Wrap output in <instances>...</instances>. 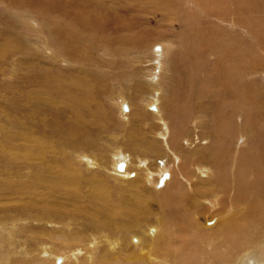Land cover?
<instances>
[{"label": "rangeland", "instance_id": "374dc122", "mask_svg": "<svg viewBox=\"0 0 264 264\" xmlns=\"http://www.w3.org/2000/svg\"><path fill=\"white\" fill-rule=\"evenodd\" d=\"M163 41L172 43L173 49L165 57L168 62L160 68V61H155L156 58L152 57L151 48ZM72 43L81 50L82 55L79 59L76 57L77 61L70 58L67 52ZM56 55H61L62 58ZM237 60L238 63H247L240 72L233 71L231 66ZM38 67V76L32 75L30 79L24 78L20 82L17 80L16 73L22 76L33 74ZM44 75H48V79ZM150 77L154 79L149 80ZM158 82L161 83V90L156 87ZM23 86L30 93L45 91L46 88H51L54 92L60 91L57 98L64 101L69 95L80 94L79 100L85 99L87 104L82 101L76 110L90 108L91 112L86 120L94 129L95 135L83 139L85 145L81 141L76 146L70 145L68 141L52 138L59 151L46 152L47 160L52 162L50 168L38 160L24 159L20 152V155H16L12 146L10 149L13 151L8 153L9 160L0 152V219L4 220L2 224L7 228H16L14 233L17 238L9 242L0 234V264L4 257L10 260L12 257L16 264H21V260L26 258L31 263L38 261V264H57L55 259L59 255L68 257L60 264H86L89 257L92 259L88 263L98 264L104 250L111 251L105 252L107 258L119 255L124 257L136 250L139 257L145 255V258L150 256L152 259L160 251L168 254V258L160 259L162 264H235L231 261L247 252L257 257L255 250L264 259V207L254 201L255 193L254 199L248 198L253 193L245 185H241L239 174L244 173L245 178L254 179L250 182L252 185L264 182V164L251 160L255 153L253 132L245 127L250 125L247 119L250 115L254 120L257 117L264 121V0H0V140L6 136H14L16 131L43 138L44 132L51 128H45L42 121H37L38 118L34 119L32 125H28L31 119L25 113L29 110L31 114L35 110L46 111L50 113L47 116H52L55 111L50 108V103L45 109H41L36 99L32 100L30 108V103L26 102L18 89ZM206 89L210 92H206ZM241 89L248 93L249 103L246 95L245 98L233 97L232 94L241 92ZM42 94L44 103L50 101L48 95ZM223 94L228 102L227 110L222 106L225 100ZM160 95L162 100L157 104L155 98L159 99ZM232 98L234 101L230 100ZM197 101L204 110L215 107L212 110L215 118L204 110L193 109L190 115L187 114L188 105L182 103ZM124 105H127V111H124ZM54 107L60 111L63 108L69 109L63 101H58V104L52 106ZM172 107L176 110L171 111ZM155 108L166 114L168 120L164 121L163 116L160 117L161 113L155 116ZM12 110L15 115L10 113L12 116H9L8 112ZM235 110H240L243 115ZM134 111L137 114L132 122L129 120ZM101 112H105L106 117ZM50 119L57 121L52 117ZM165 125L170 127V134L173 136L169 142L171 153L163 144V147L156 144L157 152H148V168L160 178L169 173L167 165L173 162L172 153L182 155V161H174L175 170H171L168 182L164 184L160 181L157 189L156 183L145 182L144 170L134 179H143L142 186L146 184L144 189L146 188L152 198L150 203L147 202L148 212L142 219L143 227L137 233L116 231L110 233V237H105V231L102 234L101 230L85 229L86 221L78 209H85L83 204L86 198L92 196L94 182L103 185L104 180L110 186L104 187L105 192L115 194L136 187L135 184L129 185L128 179L134 177L131 168L137 161L140 164V158H132V162L126 167L123 162L118 165L124 166V170L127 169V176L122 172L115 174L105 168L110 167L113 151L123 144L127 146L125 151L134 156L139 155L129 148L130 143L135 140L131 137L134 132L139 133L137 148L145 153L147 150L142 146L153 144L139 140L143 130L162 128L163 133ZM186 139L191 141L186 142ZM17 142L23 143V136ZM90 143V147L85 148ZM21 146L18 144L15 152L20 151ZM217 150H221L220 154ZM79 152L97 160L100 166L87 167L86 161H81L78 157ZM188 152L193 153L195 158L189 157ZM53 156H56V160ZM125 156L130 158L128 154ZM65 159L80 172L79 195L70 186L68 190H51L48 186L28 184L31 182L30 174L38 167L42 170L45 181H48L49 176L57 177V162ZM189 162L194 163L193 168ZM242 167L244 171L240 170ZM161 168L166 170L163 169L160 173ZM198 169H204V174H211L213 178L195 173ZM96 172L100 174L99 177H96ZM167 177L168 175L165 178ZM190 178L192 184L188 182ZM48 182L52 185L54 180ZM209 182L214 185L211 186ZM176 184H180L182 189ZM173 185L176 187L173 188ZM69 192L76 196L75 200ZM57 195L59 203L64 206L59 211L52 209ZM163 197L166 198L167 205L172 204L175 198L174 202L183 200L182 203L176 202L180 204L179 209L181 204L184 206L182 219L180 216L175 217V214L166 213ZM211 204L213 209L210 208ZM52 211L53 219L49 221L46 214ZM28 212L36 213V220L33 216L26 220L17 218L20 213L27 217ZM205 214L214 216L216 220L206 219ZM160 222L163 237L155 241L148 236L149 240L144 239L134 246L136 241L133 242V237L144 235L145 230ZM204 222L211 226H205ZM196 225L201 227L197 228ZM24 226L26 229L19 234L18 230ZM78 231L82 232L79 238L82 242H78L75 247L70 239L73 235H80ZM122 235L125 237L123 241L128 243V251L120 244L116 245L115 250L111 247V242ZM95 238L98 243L94 252L90 249L93 242H96ZM11 244H14L13 248ZM41 246H47L48 254L45 255ZM74 248L81 251L76 253L77 259L70 257L75 252ZM215 248H221L218 255L215 254ZM1 249L6 251L5 254H2ZM148 254L151 255L147 256ZM155 262L153 260L149 264Z\"/></svg>", "mask_w": 264, "mask_h": 264}, {"label": "bare ground", "instance_id": "6f19581e", "mask_svg": "<svg viewBox=\"0 0 264 264\" xmlns=\"http://www.w3.org/2000/svg\"><path fill=\"white\" fill-rule=\"evenodd\" d=\"M234 23V22H233ZM81 24V23H80ZM77 28V27H76ZM171 41V40H170ZM75 43V41H74ZM153 46V45H152ZM232 46V45H231ZM70 49H68V54H69V57L70 58H73L75 61H77L76 57H78L79 59V56L82 55L81 54V50L79 51L74 45L73 43L70 44ZM66 48V46H65ZM231 48V47H230ZM150 49V48H149ZM173 49V45L172 43H169L168 41H163V42H159L158 44L154 45L152 48H151V55L153 58H156L155 61H160V68L161 67H164L165 63H167L168 61H165V57H167L169 55V53L171 52V50ZM148 51V50H147ZM50 54H51V51H49ZM128 54V53H126ZM133 54V53H132ZM140 54V53H139ZM134 55V54H133ZM138 55V54H137ZM216 55V54H215ZM217 56V55H216ZM56 57H59V58H62L61 55H56ZM235 57V56H234ZM125 58V57H123ZM132 58V57H131ZM148 58V57H147ZM146 58V59H147ZM216 60V58H215ZM232 60H230L231 62ZM236 62V61H235ZM139 63H141L139 61ZM233 63V62H232ZM22 64V63H21ZM142 64V63H141ZM159 64V63H158ZM245 64L247 63H244L242 61H239L238 63V60L236 63H234L232 66V69L233 71H239L242 70L244 67H245ZM219 65V64H218ZM217 66V65H216ZM229 67V66H228ZM222 69V68H221ZM214 70V69H213ZM229 70V69H228ZM109 71V70H108ZM185 71V70H184ZM196 71V70H195ZM31 72V71H30ZM40 72V67H38L37 71L33 74H24L25 76H22L18 73H16V78L17 80L20 82V80H23L24 78L25 79H30L32 75H36L38 76V73ZM218 72V71H217ZM212 73V72H210ZM227 73V72H226ZM237 73V72H236ZM197 74V73H196ZM199 74V72H198ZM218 74V73H217ZM49 75V74H48ZM48 75H44L45 77H47L48 79ZM173 75V74H172ZM235 75V74H234ZM242 75V74H241ZM80 78V77H79ZM151 78L154 79V77H150L149 80H152ZM162 78V77H159V79ZM179 78V77H178ZM196 78V77H195ZM218 78V77H217ZM197 79V78H196ZM226 79V78H225ZM228 79V78H227ZM156 80V79H155ZM222 80V79H221ZM230 80V79H229ZM240 80V79H239ZM49 82V80H48ZM81 82V81H80ZM235 82V81H234ZM247 83V82H246ZM50 84V82H49ZM153 84V83H152ZM254 84V83H253ZM12 85V84H11ZM156 86V85H155ZM161 83L158 82L157 83V86L156 87H159L160 90H161ZM20 89L21 93L24 95V99L26 100L27 103H30V108H31V102L33 99H36L38 101V104L41 106V109H45L49 103H50V108L53 109L55 111V113L52 115V116H47L48 112L46 111H40V110H35L32 114L30 113V110L27 112V114L25 112V115H27V118L28 119H31L30 123L28 125H32V122L34 121L35 118H38L37 121H42L43 122V125L46 127L49 128V126L51 127L49 130H46L44 132V137L43 138H40V137H37V136H34L33 134H30V133H20L18 131H16V135L13 134L14 136H6L5 139L3 140H0V152L2 155H5L4 158L6 157V159L9 160V154L12 150V148L10 149V147L12 146L13 148L17 149V145H22L21 146V150L18 151V152H15L16 150L13 149L12 151L14 153H17L19 154H22V156L25 158H28V159H32V160H38L40 161L43 165L47 166L48 168H50V165L52 164L51 161L47 160L45 154L48 150H52V151H59V147L57 145H55V142L52 140V138H56L57 141H68V143L70 145H74L76 146L77 144L76 143H79L81 142L83 139H86V138H90V135L93 136V134L95 135V131L94 129H92L90 126V124L88 123V120H86V117L87 115L91 112L90 111V108H86V109H81V110H76V107L79 103H81L82 101H85L82 100L80 101L79 98H80V94H75L74 96H70L67 97V99L64 101V99H61L59 98L60 100H58L57 98V95L58 93L60 92H54L51 88H46L45 91H38V92H34V93H30L28 91H26V89H24V86L19 88ZM17 89V90H18ZM178 89V88H177ZM180 89V88H179ZM73 90V89H72ZM230 90V89H229ZM172 91V90H171ZM183 91V90H182ZM201 91V90H200ZM206 92H210L208 91L207 89L205 90ZM232 91V90H230ZM7 92V91H6ZM10 92V91H9ZM235 92V91H234ZM42 93L48 95L50 97V101H47V103H44V101H42V98L41 96L43 95ZM177 93V92H176ZM199 93V92H198ZM208 93H204V95L206 96H210ZM8 94V93H7ZM60 94H63V93H60ZM157 94V93H156ZM202 94V95H203ZM247 94L248 93H245L244 90L241 89V92H238L237 94H232L233 97H244L246 95V100L247 102L249 103V98L247 97ZM66 95V94H64ZM199 95V94H198ZM213 94H211L212 96ZM14 96V95H13ZM63 96V95H62ZM173 96V95H171ZM186 96V95H185ZM192 96V95H191ZM251 96V95H249ZM59 97V96H58ZM153 97V96H152ZM179 97V96H178ZM202 97V96H201ZM252 97V96H251ZM181 98V97H180ZM223 98L225 99L222 106L223 107H226L225 110H227L229 108L228 106V102L223 94ZM245 98V97H244ZM154 100V98H152ZM171 99V97H170ZM199 99V98H198ZM218 99V98H216ZM253 99V98H252ZM150 100V99H149ZM162 100V97L161 95L159 96V99L155 98V101L156 103L158 104L160 101ZM182 100V99H181ZM184 100V99H183ZM195 100V99H194ZM232 101H234V99H230ZM8 101V100H7ZM19 101V100H18ZM58 101H63V102H66V105L69 106L68 110L67 108H63L61 111L57 108H52L53 105H56L58 104ZM144 101V100H143ZM173 101V100H172ZM185 101V100H184ZM14 102V101H12ZM192 102V101H191ZM257 102V101H256ZM17 103V102H16ZM15 103V104H16ZM21 103V102H20ZM173 103V102H172ZM177 103V102H176ZM182 103V102H181ZM259 103V106H262V103L261 102H258ZM65 104V103H64ZM87 104V103H86ZM154 104V103H153ZM201 103H199L198 101L195 102V103H189V104H186V103H182V105H188V108H189V112L187 114H191L192 110L193 109H196V110H204L202 104L200 105ZM254 104V103H253ZM19 105V104H18ZM122 105V104H121ZM165 105V104H164ZM177 105V104H176ZM176 105H174L176 107ZM179 105V104H178ZM129 106V105H128ZM144 106V105H143ZM234 106V105H233ZM15 107V106H14ZM28 107V106H27ZM34 107V106H33ZM166 107V105L164 106ZM172 107V110L171 111H175L176 108ZM179 107V106H178ZM21 108V107H20ZM130 108V106H129ZM145 109V106L143 107ZM153 108V107H152ZM167 108V107H166ZM186 108V107H185ZM4 109V108H3ZM2 109V110H3ZM10 109V108H9ZM8 109V110H9ZM12 109V108H11ZM17 109V108H15ZM14 109V110H15ZM123 109L124 111H127L128 110V107L127 105H124L123 106ZM182 109V108H181ZM216 108L215 107H212V110H215ZM1 110V111H2ZM146 110V109H145ZM211 109H205L204 111L208 114H210V116H212L213 118H215V113L212 111ZM4 111V110H3ZM155 111V116H158L160 113L163 116V119L164 121L168 120L166 119L165 115L160 111L159 108H155L154 109ZM168 111V109H167ZM170 111V112H171ZM186 111V110H185ZM235 111H238L240 112V110H235ZM5 112V111H4ZM19 112V111H18ZM21 112V111H20ZM141 114H143V111L140 110ZM148 112V111H146ZM169 112V113H170ZM244 112V111H243ZM9 114L10 113H13V110L12 112H8ZM167 113V112H166ZM168 113V114H169ZM234 113V112H233ZM241 113V112H240ZM14 114V113H13ZM102 116L103 117H106L105 116V112H101ZM137 113L134 111L132 113V116L130 118L129 121H132L134 122V116L136 115ZM196 114V113H195ZM237 114V113H236ZM242 114V113H241ZM15 115V114H14ZM18 114H16L15 117H17ZM98 115V114H97ZM170 115V114H169ZM238 115V114H237ZM243 115V114H242ZM4 116V114H3ZM9 116H12L11 114ZM8 116V118H9ZM99 116V115H98ZM172 115H170L171 117ZM239 116V115H238ZM257 116V115H256ZM7 117V116H6ZM14 117V116H13ZM19 117V116H18ZM50 117L52 118H55L57 121L55 120H51ZM101 117V115H100ZM237 117V116H236ZM242 117V116H241ZM244 117V116H243ZM20 118V117H19ZM162 118V117H161ZM239 118V117H238ZM237 118V119H238ZM160 119V118H159ZM158 119V120H159ZM227 119V118H225ZM235 119V118H234ZM247 119L250 121V125L248 126H245V127H248L252 132H253V135H254V138H255V142H254V151L255 153L253 154V156H251V160L252 161H258V162H262L264 164V121L262 122L263 119L259 120V118L255 117V120L252 118V116H248ZM10 120V119H9ZM16 119H14V122H15ZM189 120V119H188ZM18 121V120H17ZM128 121V122H129ZM196 121H200V120H196ZM213 121V120H212ZM211 121V122H212ZM224 121V120H223ZM8 122V121H7ZM162 122V121H161ZM231 122V121H230ZM16 123V122H15ZM26 123V122H25ZM164 123V122H163ZM162 123V124H163ZM14 124V123H13ZM18 124V122H17ZM154 124V123H153ZM235 124V123H234ZM8 125H11V123H9ZM164 125V124H163ZM173 125V124H172ZM215 125V124H214ZM231 125V124H230ZM14 126V125H13ZM154 126V125H153ZM174 126V125H173ZM178 126V125H177ZM9 127V126H8ZM12 127V125H11ZM163 127V126H162ZM165 127V131L162 133L161 129L160 130H154V128L150 129V130H143L144 133H141L142 135L139 136V140L143 141V142H149V143H152L153 145H149L147 144V147L146 146H142L144 149L147 150V152L145 153H142L138 148H137V144H138V138H137V133H134L131 135V137L135 140H133L132 143H130V146L129 148L131 147L132 149H134L136 152L139 153V155H132L130 154L128 151H125L127 146L126 145H123L120 147L118 146L115 151H113L114 153L112 154L113 155V159L110 163V167L107 168L104 166L102 167H105L107 170L110 169L112 171L115 172V174H121L120 172H122L124 175H126V170H124V166H118L120 163H124L125 167L126 165H128V163L131 161L132 162V158H136V156H138V158H140V164L138 165V161L135 162L134 165H132V168H131V174H133V178L131 180L128 179V183L129 185L130 184H135L136 187H131L129 189H125V191H122V192H119L118 194H115V193H112V192H105V188H110V186H108L106 184V182L104 180H102V178H100L103 182V185L101 184H98L97 182H94L93 184V193H92V196L89 197V198H86L85 199V203L83 204L84 205V208L85 209H81L79 208L78 209V212L80 213V215L83 217V219H85L86 223L84 224V227L85 229L87 230H101V233L103 234V232L105 231V237H110V233H113V232H118V233H122L123 231H128L127 234L129 233H133V232H136L141 229L143 227V221L142 219H144V216L147 214L148 210H147V202L150 203V200H152V198L150 197L151 195L148 194V191L146 190V188L144 189L142 185H144V181L143 179L140 177V179H136L134 180L136 177H138L137 175L139 174H142V173H139L140 171L144 170L146 171V174L143 176L144 179H145V182L147 183L148 181L151 183V184H154L156 183V189L159 188V182L163 181L164 184L168 182V179L170 178V174H172L171 170L174 171V161L179 159L180 161H182V155L180 154H176V153H172L171 154V160L173 161L171 164L167 165V168L169 169L168 172L169 173H165L164 177L161 176L159 178V176H155V172L153 173L152 169L148 168V160L147 158H149V155H148V152H157V146L156 144H159L162 146V144L164 145V148H168L169 151L170 149H172V147L169 145V142L172 141L173 139V136L170 134V127L168 126H164ZM163 127V129H164ZM181 127V126H180ZM178 128V127H177ZM193 128V127H192ZM223 128V127H222ZM225 129V128H223ZM231 129V128H230ZM131 130V129H130ZM129 130V132H130ZM181 130V128H180ZM184 130V129H183ZM210 130V129H209ZM233 130V129H232ZM196 131V130H195ZM219 131V129H218ZM227 131V130H226ZM213 132V131H212ZM225 132V131H224ZM211 133V131H210ZM9 134V132H8ZM144 134V135H143ZM145 134H148L147 136L151 137H147L145 136ZM178 134V133H177ZM216 134V133H215ZM220 134V133H219ZM227 134V133H226ZM252 135V136H253ZM20 136H23V139H24V142L23 143H20V142H17L19 141V138ZM130 136V135H129ZM180 136V135H179ZM209 136V135H208ZM242 136V135H241ZM4 137V136H3ZM228 137V136H227ZM237 137V136H236ZM131 138V139H132ZM160 138V139H159ZM176 138V137H174ZM205 138V137H204ZM208 138V137H207ZM230 138V137H229ZM239 138V137H237ZM242 138V137H241ZM159 139V140H158ZM190 139V138H189ZM189 139H186V142H189L191 140ZM210 139V138H209ZM231 139V138H230ZM178 140V138H177ZM193 140V139H192ZM202 140V139H201ZM204 140V139H203ZM235 140V139H234ZM91 141V140H90ZM89 141V142H90ZM182 141V140H181ZM157 142V143H156ZM212 142V141H211ZM215 142V141H214ZM227 142V141H226ZM82 143L85 145V142L82 141ZM241 143V142H239ZM253 143V142H252ZM181 144V142H180ZM186 144V143H185ZM208 144V143H207ZM230 144V143H229ZM91 145L88 144L85 148H89ZM156 147H155V146ZM183 145V144H182ZM205 145V144H204ZM215 145V144H214ZM236 145H237V142H236ZM94 146V145H93ZM154 146V148H153ZM232 146V145H230ZM239 146V145H238ZM241 146V145H240ZM140 147V146H139ZM163 147V146H162ZM183 147V146H182ZM214 147V146H213ZM212 147V148H213ZM220 147V146H218ZM217 147V148H218ZM233 147V146H232ZM7 148V149H6ZM229 148V146H228ZM76 149V147H75ZM223 149V148H222ZM239 150V149H238ZM237 150V151H238ZM144 151V150H143ZM216 151V150H215ZM221 151V150H220ZM220 151L217 150V152L220 154ZM224 151V149H223ZM226 151V150H225ZM234 151V150H233ZM232 151V152H233ZM236 151V152H237ZM252 151V150H251ZM253 151V152H254ZM12 152V154H14ZM228 152H230L228 150ZM240 152V151H239ZM238 152V153H239ZM76 153V152H75ZM171 153V151H170ZM250 153V152H249ZM19 154V155H20ZM79 158L81 161H86V164H87V167H91V168H95L93 166H100L97 164V160L93 159L92 157H89L88 155L84 154V153H81L79 152ZM126 154H128V156H130V158L127 159V157L125 156ZM156 154V153H155ZM189 154V157H191L192 159L195 158L194 154L191 153V152H188ZM216 154V153H215ZM11 155V154H10ZM15 155V154H14ZM56 155V154H55ZM62 155V154H61ZM141 155H143V157L141 158ZM206 155V154H205ZM209 155V154H208ZM212 155V154H211ZM225 155V154H224ZM235 155V154H234ZM237 155V154H236ZM235 155V156H236ZM63 156V155H62ZM222 156H223V153H222ZM226 156V155H225ZM244 156H247L244 154ZM56 160V156H53ZM215 157V156H214ZM217 157V156H216ZM243 157V156H242ZM13 158V156L11 157ZM34 158V159H33ZM78 158V159H79ZM109 158V157H108ZM111 158V157H110ZM212 158V157H211ZM23 159V158H21ZM20 159V160H21ZM137 159V158H136ZM14 160V159H13ZM217 160V159H216ZM241 160V159H240ZM221 161V160H220ZM236 161V160H235ZM246 161V160H245ZM18 162V161H16ZM57 162V161H56ZM14 163V162H13ZM58 163V173L59 175L57 177H52V176H49V179H47L48 181H51V180H54L53 184L51 185L50 182L48 181H45L46 179H43V173L41 172L42 170L36 168L31 174H30V180L31 182H29L28 184L32 183L34 185H43V186H48L51 190H58V189H61V188H67L68 190V186L71 187V190L79 195L80 194V190H79V182H80V172L79 170L74 166V164H72L71 162H69L68 160H64V161H60V162H57ZM190 163V166L193 168L194 167V163ZM33 164V163H32ZM198 164V163H196ZM178 166V164H177ZM181 166V165H180ZM197 166V165H196ZM220 166V165H219ZM12 167V166H11ZM118 167V168H116ZM176 167V166H175ZM199 167V165H198ZM251 167V166H250ZM262 167V166H261ZM128 168V167H127ZM44 169L46 170V168L44 167ZM121 169V170H120ZM165 169V168H163ZM163 169H159V172L162 173L163 172ZM181 169V167H180ZM184 169V168H183ZM200 169V168H199ZM198 171H195L200 173L203 177H207V176H210L211 177V174L208 175V174H204V169L202 170H199ZM234 169V168H233ZM166 170V169H165ZM185 170V169H184ZM187 170V169H186ZM192 170V169H191ZM190 170V171H191ZM240 170L244 171V168L242 167ZM157 171V170H156ZM178 171V170H176ZM182 171V170H181ZM188 171V170H187ZM221 171V170H219ZM143 172V171H142ZM179 172V171H178ZM185 172V171H184ZM264 172V171H263ZM97 173V172H96ZM175 173V172H174ZM189 173V172H188ZM222 173V172H221ZM99 173H97L96 177H99L98 176ZM182 174H185V173H182ZM190 174V173H189ZM240 182H241V185H245V187L250 191L252 192L253 194L251 196H249L248 198L252 197L254 199V193H255V199L254 201H256V203L260 206H263L264 207V182L262 184H257V183H254L253 185L250 183L251 181H254V179H247L245 178V174L244 173H240ZM248 174V173H247ZM123 175V176H124ZM168 175L167 178H165L166 176ZM186 175V174H185ZM215 175V174H213ZM29 176V175H28ZM116 176V175H115ZM127 176V175H126ZM131 176V175H130ZM190 177V175H188ZM227 176V175H226ZM247 176V175H246ZM184 178H187V175L186 177L183 176ZM230 177V175H229ZM128 178V177H127ZM179 178V177H178ZM209 178V177H208ZM213 178V177H211ZM226 178V177H225ZM228 178V177H227ZM196 179V177H195ZM187 181V179H185ZM226 180V179H225ZM229 180V179H228ZM192 181V178L189 179V183H191ZM194 181V180H193ZM219 181V179H218ZM148 182V183H149ZM206 182V181H205ZM175 183V182H174ZM210 183V182H209ZM2 185H4L2 182H1ZM192 184V183H191ZM207 184V183H206ZM158 185V186H157ZM211 186H213L214 184L210 183ZM1 186V185H0ZM9 186V185H7ZM178 188H180V190L182 189L181 185H177ZM175 185H173V188L176 187ZM183 186V184H182ZM105 187V188H104ZM189 187V186H188ZM216 187V186H215ZM4 188V187H3ZM7 188V187H5ZM193 188V187H192ZM192 188H189V189H192ZM208 188V187H207ZM210 189V188H209ZM251 189V190H250ZM199 190V189H198ZM100 191V192H99ZM193 191V190H192ZM238 191V190H237ZM172 192V191H170ZM210 192V190H209ZM4 193V192H3ZM10 193V192H9ZM217 193V192H216ZM228 193V192H227ZM241 193V192H240ZM12 194V192H11ZM69 194L72 196L71 198L75 200L76 196L73 195L72 193L69 192ZM172 196H173V193H170ZM206 194V193H204ZM14 195V194H13ZM169 195V194H168ZM237 195V194H236ZM136 196V198H135ZM167 196V195H166ZM15 197V196H14ZM158 197V195H157ZM190 197V196H189ZM170 198V197H169ZM174 198V197H173ZM172 198V199H173ZM216 198V197H215ZM217 199V198H216ZM247 199V198H246ZM162 200L164 201V210L167 211L166 213L169 214V215H172V214H175V217L176 216H180L181 219L183 218V215H184V206L181 204V209L180 208V204L176 203V202H179V201H176V198L173 199L172 201V204H168L167 205V201H166V198L163 197ZM178 200V199H177ZM219 200V199H218ZM217 200V201H218ZM227 200V199H225ZM186 201V200H185ZM183 200H181V202L179 203H182ZM210 202V201H209ZM223 202V201H222ZM225 202V201H224ZM231 202V201H230ZM176 203V204H175ZM214 203V202H213ZM229 203V202H228ZM231 204V203H229ZM210 205V204H209ZM208 205V206H209ZM253 205H254V202H253ZM212 204L210 206V208H212ZM61 207H64L63 205H61L59 203V196L57 195L53 201V205H52V209H56L57 211L60 210ZM159 208V207H158ZM213 209V208H212ZM55 210V211H56ZM223 210V209H222ZM200 212V211H199ZM62 213L64 214V210L62 211ZM53 211L50 212L49 214H46V216L49 218L48 220L49 221H52L53 219ZM29 216H33L34 219L36 220L35 216H36V213H31V212H28V215L27 217L24 216L23 213H20L19 214V219H29L28 217ZM147 216V215H146ZM206 216V214H205ZM189 217H191V213H189ZM7 218V217H6ZM15 218V217H14ZM191 219V218H190ZM206 219H214V216H206ZM11 220V219H9ZM192 221V219H191ZM199 221V220H198ZM4 222L3 219H0V234L4 235V239L5 241H9V242H13V238L17 239L15 234L14 233V230L16 228H13L11 229V227H8L10 229H8L6 226H4L2 223ZM12 222V221H11ZM194 223V221H192ZM254 222V221H253ZM22 223V221H21ZM200 223V222H199ZM252 223V222H251ZM11 224V223H10ZM204 225L205 226H211V225H207L206 222H204ZM197 228L201 227V225H196ZM251 227V226H250ZM26 227L24 226L23 229H20L18 230V233L20 234L21 232H23V230H25ZM252 229V228H251ZM163 227L161 225V222L157 225H155L154 227H149L148 230H145V234L144 235H140L138 234L137 237H133V242L136 241V245L140 244V242H142L144 239H148V236H150V238H154V240L156 241L158 238H161L163 237ZM256 230V229H255ZM7 231V232H6ZM103 231V232H102ZM226 231V230H225ZM230 231V230H229ZM79 232V231H78ZM232 232V231H231ZM79 234H76V235H73V238H71V244H73V246H77L76 244L79 242L81 243L82 240H80L79 238L82 236V232H79ZM233 233V232H232ZM231 234V233H230ZM20 238V237H19ZM44 238V237H43ZM124 236L122 235V237L118 236L117 237V240L115 241H112L111 242V247L114 248L115 250V247L117 244H120L122 246H124V248L128 251V243H126L124 240ZM14 239V240H15ZM79 239V241L77 240ZM37 240H39V238H37ZM94 240V239H93ZM119 240L121 242H119ZM96 241V238L95 240ZM230 241V240H229ZM146 242V240H145ZM3 243V241H2ZM98 243V241H96L95 243L93 242V244L91 245L92 248L90 249L91 251L95 249V246L96 244ZM4 244V243H3ZM9 244V243H8ZM223 244V242H222ZM69 245V244H68ZM219 246V245H218ZM253 246V245H252ZM14 247V244H11V248ZM42 248H44L43 250H45V255L48 254V249H47V246H41ZM72 247V246H71ZM241 247V246H240ZM123 248V247H122ZM181 248V247H180ZM75 252H73V254L71 255L70 254V257L74 256L75 259H77V256H76V253H79L81 251H78L79 248H74ZM221 248H215V254L218 255L221 250ZM232 249V248H231ZM9 250V249H8ZM17 250V249H15ZM72 250V248H71ZM77 250V252H76ZM233 250V249H232ZM1 251L3 252L2 254H5V250L1 249ZM103 251V250H102ZM136 251V250H135ZM135 251H132L130 252L129 254H125L124 257H122L121 255L117 256V257H106L105 255V252H110L111 251H103L101 253V255L103 256L102 259H98V264H149L150 261H153L156 263V264H162V262H160V259L161 258H168V254L167 253H164V252H160L158 251L156 257L154 256L152 259L149 255L151 254H148L147 256L149 257H146L145 258V255L143 257H139L137 254V252ZM210 251V250H208ZM53 252V251H51ZM90 252V251H88ZM95 252V251H94ZM157 252V251H156ZM257 255V257L255 255H251L250 252H247V254L245 255H240V256H237L235 257V260L234 261H231V263L235 262V264H264V259L260 258L258 256V251H254ZM15 254H17V251H14ZM13 253V254H14ZM230 253V252H229ZM7 254V253H6ZM93 254V253H92ZM117 254V253H116ZM208 254V253H207ZM260 254V253H259ZM261 255V254H260ZM76 256V257H75ZM203 256V254H202ZM234 256V255H233ZM56 257V256H55ZM187 257V256H186ZM207 257V256H206ZM228 257V256H227ZM2 258V257H1ZM86 258H88L86 256ZM189 258V257H188ZM261 260H259V259ZM37 259V258H36ZM42 259V258H41ZM67 260L68 257L67 255H59V258H56L55 261L57 260V264H60L62 260ZM92 259V258H88L86 261V264H90L88 263V261ZM187 259V258H186ZM190 260V259H189ZM192 260V259H191ZM203 260V259H202ZM2 261V264H16L15 260L12 259L11 257V260L10 258H7V257H4ZM185 261V260H184ZM187 261V260H186ZM222 261V259H221ZM227 261V260H226ZM19 262V261H18ZM223 262V261H222ZM240 262V263H239ZM154 263V264H155ZM226 263V262H225ZM21 264H38V261L35 262V263H31V260L29 258H26V259H23L21 260ZM39 264H46V263H39ZM47 264H50V263H47ZM82 264H85V263H82ZM217 264V263H216Z\"/></svg>", "mask_w": 264, "mask_h": 264}]
</instances>
